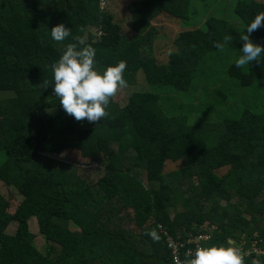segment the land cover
Instances as JSON below:
<instances>
[{"label":"trees","instance_id":"obj_1","mask_svg":"<svg viewBox=\"0 0 264 264\" xmlns=\"http://www.w3.org/2000/svg\"><path fill=\"white\" fill-rule=\"evenodd\" d=\"M226 2L131 0L121 20L100 0H0V91L11 93L0 97V185L20 198L10 214L0 193V264H175L168 237L186 243L201 234L208 235L201 246L246 250L255 242L263 253H241L243 264H264V112L247 107L191 122L166 112L157 92L134 90L124 105L112 98L100 122L80 127L51 86L50 65L86 34L97 71L123 60L127 86L142 73L148 85L189 92L200 60L220 50L242 53L241 34L264 12V0H232L238 30L209 14ZM160 15L199 22L177 34L163 61L153 50ZM61 23L71 35L56 42L50 30ZM250 38L264 46V27ZM235 62L227 75L243 87L261 81L264 101V53L241 68ZM71 152L98 165L95 177L43 159ZM31 220L44 254L32 244ZM153 229L156 241L147 234ZM195 247L186 243L183 259Z\"/></svg>","mask_w":264,"mask_h":264},{"label":"rangeland","instance_id":"obj_2","mask_svg":"<svg viewBox=\"0 0 264 264\" xmlns=\"http://www.w3.org/2000/svg\"><path fill=\"white\" fill-rule=\"evenodd\" d=\"M106 1L107 2L104 5L110 7L111 11L118 19L122 20L128 15L127 3L131 0ZM225 1H227V9H224L225 7L223 5H218V11H215V8L213 7L211 10L214 11H210L209 14L227 19L239 30L240 26L232 12L233 2H231L232 0ZM194 3L195 2L193 1L192 4L194 5ZM196 18L202 20V18ZM197 23L199 22H182L166 15L158 16L152 22V26L156 28L157 32L153 50L158 61L165 60L167 50L178 33L198 27L199 24L197 25ZM124 29H126V31L130 29L128 24L125 23ZM81 36L83 39L86 38V34H82ZM241 55L242 53L235 51H229L226 53L223 50L205 55L200 60L197 70L193 73V80L190 87L191 90L189 92L176 93L168 87L164 88L148 85L144 82L142 73H138L136 74L135 84L133 86H126L119 89L116 96L113 97V100L120 105H124L128 96L134 90H146L152 93L157 92L161 98L159 100L160 104L166 112H172L174 114L184 113L189 116L190 119H194L191 122L211 121L217 118L232 116L247 107L255 112H264V101L260 96L263 83L261 81H255L254 84L248 87H243L237 80L227 75L228 65L234 62V60H237ZM10 94L9 90L0 91V97H7ZM77 124L80 127L87 126V123L84 121H77ZM65 157L68 159H65ZM43 159L56 161L58 165H64V169L72 170L78 175L87 176L90 179H92L93 176L95 177L93 174L98 167L95 163L87 164L86 162L81 161V159L72 152L64 157L44 155ZM226 169L227 168H223L219 170L218 174L225 173ZM143 183L146 184L144 178ZM0 193L9 201L10 208L8 212L10 214L14 213L20 202V198L12 190H8L2 185H0ZM15 227L14 224L10 225L7 228L6 233L12 235L15 231ZM68 227L74 233L79 232V229L72 225H69ZM29 230L34 235V240L32 242L33 246L40 253L44 254L46 242L38 234L35 220L29 222Z\"/></svg>","mask_w":264,"mask_h":264},{"label":"clouds","instance_id":"obj_3","mask_svg":"<svg viewBox=\"0 0 264 264\" xmlns=\"http://www.w3.org/2000/svg\"><path fill=\"white\" fill-rule=\"evenodd\" d=\"M105 2V1H104ZM264 27V12H259L247 26V35L241 34L243 42L242 55L236 60L235 66L241 68L253 61H259L264 53V46L252 42L250 34ZM51 38L56 42L65 41L71 30L64 24H57L50 30ZM76 42L68 43L60 58L50 65L53 81L51 83L54 96L59 99V105L64 112L76 121L98 123L108 113L106 111L119 89L127 86L124 72L127 64L121 60L115 65H109L102 72L95 68V49L85 45V41L77 36ZM231 37H226L225 41ZM215 47H223L215 43ZM45 88L48 81H43ZM154 241L158 240L155 229L147 233ZM179 264H243V257L234 246L224 244L201 246L189 249L185 258Z\"/></svg>","mask_w":264,"mask_h":264},{"label":"built area","instance_id":"obj_4","mask_svg":"<svg viewBox=\"0 0 264 264\" xmlns=\"http://www.w3.org/2000/svg\"><path fill=\"white\" fill-rule=\"evenodd\" d=\"M104 4H105L104 0H100V6L103 7ZM207 238H208V235L201 234V235H198L197 237H195L193 239H188L186 243L187 244H189V243L192 244L193 243V244H196V246H197V244H199V241L200 240H206ZM167 243H168L169 248L172 251L174 263L175 264H179V262L183 260L182 250L185 247L186 243L185 242L178 241V240L174 239L172 236H169L168 237ZM237 249H239L240 253H243L244 252L245 254H249L251 252L252 253H255V254H261V253H263V251H261L259 249V247L256 245L255 242H252L251 245H250V247L248 249H246V250L243 249V247L241 245L238 246ZM187 251H185V253Z\"/></svg>","mask_w":264,"mask_h":264},{"label":"crops","instance_id":"obj_5","mask_svg":"<svg viewBox=\"0 0 264 264\" xmlns=\"http://www.w3.org/2000/svg\"><path fill=\"white\" fill-rule=\"evenodd\" d=\"M105 1V3L107 2L106 0H104ZM128 4V3H127Z\"/></svg>","mask_w":264,"mask_h":264},{"label":"water","instance_id":"obj_6","mask_svg":"<svg viewBox=\"0 0 264 264\" xmlns=\"http://www.w3.org/2000/svg\"><path fill=\"white\" fill-rule=\"evenodd\" d=\"M229 242H230V243H232V241H231V240H230Z\"/></svg>","mask_w":264,"mask_h":264}]
</instances>
